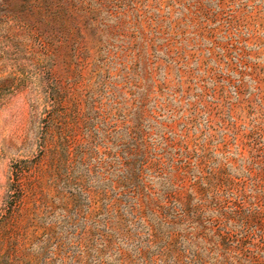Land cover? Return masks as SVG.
Wrapping results in <instances>:
<instances>
[{"label":"rangeland","instance_id":"374dc122","mask_svg":"<svg viewBox=\"0 0 264 264\" xmlns=\"http://www.w3.org/2000/svg\"><path fill=\"white\" fill-rule=\"evenodd\" d=\"M0 264H264V0H0Z\"/></svg>","mask_w":264,"mask_h":264}]
</instances>
